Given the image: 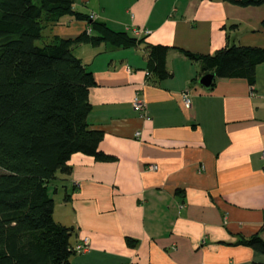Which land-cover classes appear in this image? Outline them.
<instances>
[{
  "label": "crops",
  "instance_id": "0c3cea01",
  "mask_svg": "<svg viewBox=\"0 0 264 264\" xmlns=\"http://www.w3.org/2000/svg\"><path fill=\"white\" fill-rule=\"evenodd\" d=\"M73 5L142 41L125 48L105 42L72 48L93 73L87 121L102 131L99 149L112 158L74 153L70 172L49 184L54 221L73 228L71 244L89 238L88 250L72 254L70 264L264 263V254L240 243L255 233L264 240V62L256 66L253 87L243 78H218L205 88L197 83L201 62L180 50L264 47V3ZM86 27L64 16L46 29L50 39L75 38ZM146 44L171 47L164 77L145 74ZM186 89L190 108L181 99ZM135 95L145 101L147 117L134 111Z\"/></svg>",
  "mask_w": 264,
  "mask_h": 264
},
{
  "label": "trees",
  "instance_id": "16d2710c",
  "mask_svg": "<svg viewBox=\"0 0 264 264\" xmlns=\"http://www.w3.org/2000/svg\"><path fill=\"white\" fill-rule=\"evenodd\" d=\"M73 4L74 0H0V264H70L75 254L70 242L73 228L54 221L49 184L57 174L70 172L68 161L74 153L112 158L99 149L102 131L90 128L87 121L93 73L72 48L88 42L125 48L142 38L112 30ZM64 16L85 20L84 32L36 44L49 24ZM170 49L163 44L144 46L150 73L168 74ZM180 50L201 62L200 76L243 78L250 87L256 82V66L264 62V47L259 46L230 44L212 54ZM240 243L264 254V240L257 233Z\"/></svg>",
  "mask_w": 264,
  "mask_h": 264
},
{
  "label": "built area",
  "instance_id": "2783aa9c",
  "mask_svg": "<svg viewBox=\"0 0 264 264\" xmlns=\"http://www.w3.org/2000/svg\"><path fill=\"white\" fill-rule=\"evenodd\" d=\"M91 17L94 18L93 15H91ZM87 31L89 32V29H87ZM143 32L147 33L144 30H143ZM145 74L149 77L150 72L148 70H146ZM251 94H252V92H251ZM181 99L183 101L185 108H190V106H191V95H190L189 89H186V90L181 92ZM132 107H133L134 111L140 113L141 116L147 117V115H146V103L138 95H135L133 97ZM136 136H139V132L136 133ZM262 159H264V150L262 151ZM148 168L154 169L155 166L149 165ZM88 248H89V238L85 236V237H82L79 242H77L76 244L73 245L72 251L75 254H80V253L86 252L88 250Z\"/></svg>",
  "mask_w": 264,
  "mask_h": 264
},
{
  "label": "water",
  "instance_id": "95a60500",
  "mask_svg": "<svg viewBox=\"0 0 264 264\" xmlns=\"http://www.w3.org/2000/svg\"><path fill=\"white\" fill-rule=\"evenodd\" d=\"M214 77H215V75L213 73H206V74L199 77L198 84L205 87V88H208V87L212 86L213 81H214Z\"/></svg>",
  "mask_w": 264,
  "mask_h": 264
},
{
  "label": "rangeland",
  "instance_id": "374dc122",
  "mask_svg": "<svg viewBox=\"0 0 264 264\" xmlns=\"http://www.w3.org/2000/svg\"><path fill=\"white\" fill-rule=\"evenodd\" d=\"M90 18H92V17L90 16ZM92 19H94V18H92ZM83 21H85V20H83ZM53 24H54V23H53ZM53 24H49V26H50V25H53ZM48 35H49V33H48V29H45V30L43 31V36H42V38L36 40V44H38V45H42L44 42H50V37H49ZM217 79H218V78H217Z\"/></svg>",
  "mask_w": 264,
  "mask_h": 264
}]
</instances>
